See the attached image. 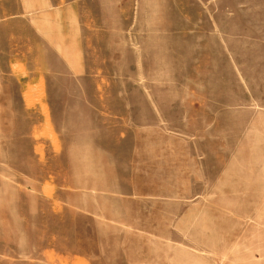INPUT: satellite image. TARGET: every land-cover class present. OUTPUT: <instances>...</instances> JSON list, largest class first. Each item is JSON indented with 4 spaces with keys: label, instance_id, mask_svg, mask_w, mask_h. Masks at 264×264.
Instances as JSON below:
<instances>
[{
    "label": "rangeland",
    "instance_id": "rangeland-1",
    "mask_svg": "<svg viewBox=\"0 0 264 264\" xmlns=\"http://www.w3.org/2000/svg\"><path fill=\"white\" fill-rule=\"evenodd\" d=\"M0 264H264V0H0Z\"/></svg>",
    "mask_w": 264,
    "mask_h": 264
}]
</instances>
